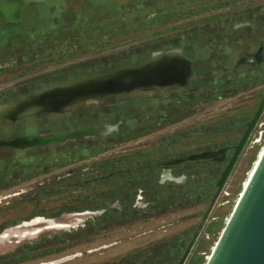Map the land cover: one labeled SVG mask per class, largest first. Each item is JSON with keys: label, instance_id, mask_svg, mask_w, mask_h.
I'll use <instances>...</instances> for the list:
<instances>
[{"label": "flooded vegetation", "instance_id": "1", "mask_svg": "<svg viewBox=\"0 0 264 264\" xmlns=\"http://www.w3.org/2000/svg\"><path fill=\"white\" fill-rule=\"evenodd\" d=\"M46 1L47 0H42L40 3H45ZM163 1L165 0H77L75 6L76 10L90 8L92 13L102 12L104 14L103 16L109 17L110 8H116L118 11H127L129 8L141 9L143 7L161 6L163 5ZM223 1L231 2L226 3L224 6L209 10L208 6L210 3H213V1L171 0V8L168 9L170 15L167 18H162L161 15L158 16L156 14L150 17L147 16L148 18L145 17V19H148L145 20L147 24H151L152 22H164L168 24L167 27L161 28L159 26L160 24H153L144 29L136 30L131 35L140 34L141 37H143L145 36L143 33L159 28V30H155L156 32L152 34L151 38L141 44L117 52L107 53L102 56L113 55L115 53H123L125 55L137 53L140 56L139 60L125 66H140L149 62L154 54L172 53L175 49H179L184 58L191 61L192 74L189 76L188 82L182 86L171 88L163 92L156 89H135L130 92H123L126 94H141L142 98L178 91L183 92L185 95L183 111H180L179 107L175 106V104L180 103V98L178 97L172 98L170 96V99L164 103L169 105L167 108L168 111L164 114H187L185 118L165 128L150 132L136 140L156 134L160 130L176 125L185 119L196 118L199 114H207L202 112H204L208 105H213L222 100L233 97L241 98V95H243V99H249L251 102L241 107L240 103H235L233 107L235 108L238 106L235 108L238 112H236L234 116H221L212 122H205V119H200L199 122H195L194 125L177 128L162 135L156 142L149 143L150 145L146 148H144L145 145L140 144L135 149L127 148L117 152V155H127L129 152L136 150L138 155H143L144 151L149 149L154 151L157 149L165 151L163 153L160 152V150L158 153L155 152L147 163H143L144 160L140 157L141 159H139L137 164L126 166L125 170L128 173L138 171L142 186L131 193H127V196L114 198L107 204L98 208L74 209L70 207L63 209V203L60 199L62 194L55 195V197H58L57 200L52 199L48 201L44 199L38 201L39 199L35 196L38 188L44 186L47 188L53 181L59 183L58 187L67 189L69 187L75 188L81 183L88 184L94 180L112 177L114 174L121 173L122 170L120 169L116 170V172L109 170L107 176L104 177V175L100 174V171H92L91 169H94V164H92L95 160L94 158L67 165L13 188L0 191V193L9 192L22 186L29 187L28 189L31 188L29 191L26 190L24 192L26 193V203L30 204L31 207L24 221L20 220L15 224L10 223L6 226H0V233L10 227H16L21 223H29L30 225L26 226L27 229H33L32 225H36L34 229H43V226L46 224V222H44L45 220L58 221L63 220L62 217L64 216L73 217L72 220L67 222V224L70 225V229L64 230L73 232L70 238L64 240L63 238L52 239V237H49L48 241L39 245L41 246L40 249H42L39 253L43 254L41 252L50 251L54 247H57L54 250L58 251L60 246L66 245L73 247L86 241L89 242L91 239H94V237L104 234L117 226L124 227L129 224L172 214L187 206L188 208H196L208 203L210 207H213L218 203L224 184L219 188L217 181L224 167L229 160H231L236 147L246 135L243 145L235 159L234 168L240 153L250 144L256 128L264 125V105H262V108L258 112V107L264 98V11H255L260 7H264V4L258 5V8L255 9L254 0ZM30 6L25 8L24 18ZM238 7H241V9H235ZM155 11V9L149 10L147 14H152ZM208 17H210V21H207ZM116 47L117 45L109 50L117 49ZM103 51L106 50L100 48L95 54H100ZM102 56L99 57L101 58ZM74 64H76V62ZM207 72L217 76L212 77L209 84L207 81ZM220 79H222V86L216 87L215 84L219 82ZM68 81H70V79L65 80V82ZM21 82H12L8 83L7 86L0 87L1 102H3L0 103V105L12 103L21 95L31 93L46 85L43 83L30 89L31 86H28L30 83L24 84ZM59 82H50V84ZM206 84H208L209 88L204 86ZM210 90L215 92V94L210 95L211 93H208ZM112 96L113 94L106 95L99 100L91 99L90 101L81 102L72 108L80 106L81 104L95 103L102 99L110 100ZM188 99L196 101L192 109L189 103L190 100L188 101ZM163 105H159L152 101L138 102V108L141 114H144L143 112L148 108L164 109ZM230 107L231 105L228 108ZM67 112L60 114H65ZM218 113L229 114L227 110ZM256 113L257 116L255 118ZM152 114L160 113L155 111ZM29 117L31 116L22 117L14 123L6 119H0V128L5 127L7 129L1 139L6 138L13 132L21 134V130L25 128H35L37 132L32 134L47 135L41 132L38 127L26 126ZM73 129L75 128L65 132H69ZM220 135H228V137L223 141H219L217 140V136ZM95 138L97 137L84 139L93 140ZM76 139L79 138H74L73 140ZM167 139H169V141ZM165 140L167 143H165ZM46 144H37L19 150H26ZM9 148L18 150V148L12 146H1L0 150ZM108 152L109 151H106L105 153ZM108 155L107 157L114 156V154ZM80 169L81 172H79ZM206 175H210L214 181V191L212 192L210 200L208 202L198 201L195 202V204L193 203L194 205L192 206L189 204L184 206L181 203V199L185 197L187 201H190L191 193L189 188L193 185L191 180L199 181ZM41 178L44 179L40 181ZM146 179L154 183V185L148 186L147 191L145 189ZM35 181L39 182L32 186L31 184ZM201 186L205 187V185ZM196 187H198V185L195 186V188ZM203 187L199 190L198 198H200L202 194L204 195ZM49 188H51V186ZM195 190L196 189H194V191ZM79 191L80 190L74 189L70 192H65V194L70 193L73 195ZM16 205L18 204L16 203ZM103 215L106 216L104 222L101 221L103 220ZM207 215L208 212H206L203 218L204 221L207 219ZM70 223L74 225L72 226ZM212 229H214V227L208 228L207 231H211ZM81 233H85L86 235L80 236L79 234ZM178 236H182L181 238L185 248L183 251L179 252L180 255L178 256L177 264H180L181 261V264H185L187 259L192 257L197 260L198 258L200 259L201 256L195 254L192 256L190 255L191 249L197 239L198 232L191 233L190 230H184L170 237L158 240L148 246L129 251L119 259L104 264L116 263L129 253L136 250L148 249L166 239ZM15 250L16 249H13L0 254V264L22 263L23 259L16 261L18 260L16 258L22 257H16L18 255ZM30 252L31 251H27L25 258H31Z\"/></svg>", "mask_w": 264, "mask_h": 264}, {"label": "trees", "instance_id": "2", "mask_svg": "<svg viewBox=\"0 0 264 264\" xmlns=\"http://www.w3.org/2000/svg\"><path fill=\"white\" fill-rule=\"evenodd\" d=\"M213 1L208 9H215L224 6L231 1L208 0ZM43 4V3H39ZM171 0L163 1V5L154 7H143L141 9L129 8L127 11H118L116 8H110L109 17L103 16L102 12L92 13L90 8H81L79 10L60 9L61 18L41 16L39 13L34 17L27 19L20 24H5L2 20L0 24V79L14 80L21 79L24 84L31 86L30 89L43 83L65 82L66 79H75L93 73H106L110 70L137 62L139 54L133 55L115 53L113 55L94 57L100 48L110 49L116 40H123L129 37L134 31L144 29L153 24L167 27L164 22H152L147 24L145 17L158 15L167 18L170 14ZM156 10L152 14H147L149 10ZM216 15L215 13H212ZM148 18V17H147ZM210 17L207 18V21ZM98 52V51H97ZM137 54V55H136ZM83 57H88L81 59ZM78 61L66 67L56 65L63 64L70 60ZM50 64H52L51 67ZM56 66V67H54ZM208 84L212 77H217L207 72ZM222 79L215 84L216 87L222 86ZM208 84L204 85L206 88ZM33 85V86H32ZM229 85V84H227ZM210 95L215 92L208 91ZM180 98V103L175 104L183 111L185 95L183 92H174L169 94H156L153 97L142 98L141 94H113L110 100L102 99L95 103L81 104L72 108L65 114L43 113L39 116H31L27 120L26 126L38 127L41 132H46V128L57 125H70L72 128L89 126L92 124H117V130L105 137H97L93 140L79 138L67 141H52L46 145L36 146L26 150H16L14 148L0 150V191L13 188L24 182L33 180L41 175L48 174L70 164L77 163L86 159H95L94 169L100 171V174L107 176L108 171L122 170L112 177H106L100 180H94L88 184L81 183L75 188L65 189L58 187V182L53 181L49 187L44 186L37 189L36 198L40 200H57L56 194H62L61 201L63 209H95L107 204L110 200L117 197H125L138 187L142 186L140 176L137 172L128 173L126 166H132L139 162L140 157L147 163L158 153L160 149L145 150L143 155H138L136 150L127 155H117L111 157H101L103 153L109 151L115 146L126 144L130 141L149 134L161 128L178 122L186 117L187 114H164L168 111L169 105L164 104L169 97ZM0 96V103L1 102ZM190 99H188L189 101ZM156 102L163 105L162 108H148L144 114L140 113L138 102ZM191 109L196 101H189ZM160 114H152L153 112ZM70 128V129H72ZM167 138V137H166ZM169 141V139H167ZM165 143L166 140H165ZM160 152H165L160 150ZM91 164V165H92ZM81 172V169L79 170ZM193 185L190 190V201L185 197L181 203L194 205L195 202H208L214 191V181L210 175H206L199 181L191 180ZM48 185V184H47ZM154 183L149 179L145 180V189ZM195 188V186H197ZM200 185V186H199ZM205 185V187L201 186ZM204 190L198 198L199 190ZM80 190L76 194H65L72 190ZM194 189H196L194 191ZM194 203V204H193ZM59 207V206H58ZM57 207V208H58ZM188 207V206H187ZM106 216H102V222ZM59 233V234H58ZM73 232L59 231L53 234L41 235L33 242H24L18 245L16 258L22 263L36 261L42 257L60 252L69 246H60L52 248L50 251L41 252L40 244L49 240V237L63 238L68 240ZM98 233V232H95ZM80 236L86 235L79 234ZM182 237V236H181ZM181 237H172L156 244L148 249L136 250L127 254L122 260L112 264H177L179 252L183 251L185 245ZM76 238V236H75ZM181 238V239H180ZM58 243V242H54ZM33 246H30V245ZM30 247V248H28ZM39 248V249H38ZM27 251L31 258H25ZM16 264H20L17 263Z\"/></svg>", "mask_w": 264, "mask_h": 264}, {"label": "water", "instance_id": "3", "mask_svg": "<svg viewBox=\"0 0 264 264\" xmlns=\"http://www.w3.org/2000/svg\"><path fill=\"white\" fill-rule=\"evenodd\" d=\"M41 1L0 0V14L4 23H22L25 19V8ZM191 74V61L184 58L179 49H175L172 53H157L149 62L140 66L129 65L106 73H93L68 82L48 84L31 93L21 95L12 103L0 105V119L14 123L25 116L64 113L81 102L91 99L99 100L106 95L130 92L135 89H156L163 92L184 85ZM262 105H264V98L258 107V112ZM117 128V124H92L69 132L47 135H19L13 132L6 138L0 139V147L12 146L24 149L52 141L104 137ZM245 136L236 147L231 160L224 167L217 181L219 188L229 176ZM44 222L47 225L45 224L43 228L69 226L65 222L56 220ZM28 225L30 224L21 223L8 231H2L0 244L15 237V242H18L16 244L20 245L24 243L21 242L23 237L41 232V228L33 231L23 229ZM205 264H264V146Z\"/></svg>", "mask_w": 264, "mask_h": 264}, {"label": "rangeland", "instance_id": "4", "mask_svg": "<svg viewBox=\"0 0 264 264\" xmlns=\"http://www.w3.org/2000/svg\"><path fill=\"white\" fill-rule=\"evenodd\" d=\"M76 1L77 0H47L43 4H39V2L37 4H34L33 6H30L25 16L27 18H32L35 16V14L39 13L41 16H46L47 18H61L60 14L62 11H60V9L63 10V13L66 9L70 8L76 10ZM253 2L255 9L258 8V5L264 4V0H254ZM235 9H241V7ZM259 10L264 11V7H260L255 11L257 12ZM26 17L25 20L27 19ZM2 18L3 17L0 14V24L3 20ZM155 30H159V28L152 29L149 32L143 33L145 34V36L143 37H141L140 34H133L124 40H116L111 45L110 49L115 47L116 45L117 49H105L106 51H103L100 54L88 57H99L107 53L117 52L119 50H124L130 48L131 46L141 44L142 42L151 38L152 34L156 32ZM88 57H83L81 59H85ZM77 61V59L70 60L56 66L64 67ZM51 65L52 64H50V66ZM22 79L23 78H21V80ZM21 80L0 79V87L7 86L8 83L12 82H21ZM243 97L244 96L241 95V98L233 97L226 100H222L213 105H208L204 112H202L207 114H199L198 116H196V118L185 119L176 125H172L171 127L160 130L156 134L146 136L136 141H130L120 146H115L114 148L110 149L108 153H104L103 155H101V157H107L108 154V156L116 154L122 149H135L140 144L145 145L144 148H146L150 145L149 143L156 142L162 135L167 134L168 132L173 131L177 128H184L186 126L194 125V123L199 122L200 119H205V122H212L213 120H216L221 116H234L236 115V112H238L235 109L238 106H236L235 108L233 107L235 103H240L241 107L244 105H248L249 102H251L249 99H243ZM230 105L231 107L228 108ZM221 107L225 109H222ZM225 110H227L229 114L218 113ZM70 128H72L70 125H57L53 127L50 126L46 128V132L48 134L62 133L69 130ZM6 131L7 129L5 127L0 128V139L3 137V134H5ZM36 132L37 130L35 128H25L24 130H21V134H19L32 135V133ZM227 137L228 135H220L217 136V140L223 141L227 139ZM262 146H264V125L256 128L253 133L250 144L247 145V147L240 153L233 170L224 182L222 194L219 198V201L213 207H210L208 203L200 205L196 208L186 207L180 211H176L175 213L163 215L157 218H152L147 221L129 224L124 227L117 226L104 234L94 237V239H91V241L89 242L86 241L80 243L79 245L69 247L60 252H55L53 254L47 255L46 257H42L36 261H30L29 263L25 264H104L106 262L119 259L121 256L125 255L129 251L148 246L154 242H157L158 240L170 237L184 230H190L191 233L198 232L197 239L195 240L194 246L191 249L190 255L192 256L195 254L197 256H201V258H198V260L194 257L189 258L187 259L185 264H205L230 213L234 208V205L236 204L239 194L243 189V183L245 182L248 176V172L252 169L253 164L256 161L258 153ZM43 179L44 178H41L40 181H42ZM35 182H33L31 185L33 186L39 181ZM28 188L29 187L22 186L20 188L13 189L9 192L0 193V226H6L10 223L15 224L17 221L20 220L24 221L25 217L28 215L31 209L30 204L26 203V193H24L26 190L29 191L31 189ZM16 203L18 205H16ZM206 212H208V215L207 219L204 221L203 218ZM62 219L63 220L58 221L67 223L69 220H72L73 217L64 216L62 217ZM70 224L74 225L73 223ZM34 226L36 225H32L33 229H27L26 227H24L23 229L27 231H33L35 230ZM210 227H214V229H212L211 231H207V229ZM11 228L13 227H10L4 231H8ZM66 229H70V225L64 228L44 227L38 234L36 233L26 238L23 237L24 239H22L21 242L33 241L38 236L64 231ZM14 238L15 237H11L7 239L6 242L0 244V254L13 250L17 247L18 244L16 243L18 242H15L16 240H14Z\"/></svg>", "mask_w": 264, "mask_h": 264}, {"label": "bare ground", "instance_id": "5", "mask_svg": "<svg viewBox=\"0 0 264 264\" xmlns=\"http://www.w3.org/2000/svg\"><path fill=\"white\" fill-rule=\"evenodd\" d=\"M262 149H263V146H262V148L260 149V151H259V153H258V156L260 155ZM257 158H258V157H257ZM256 161H257V159H256ZM256 161H255V162H256ZM255 162H254V164H255ZM254 164H253V166H254ZM252 169H253V167H252ZM252 169L248 172V176H247L245 182L243 183V186L245 185V183H246L248 177L250 176ZM50 227H51V226H50Z\"/></svg>", "mask_w": 264, "mask_h": 264}]
</instances>
